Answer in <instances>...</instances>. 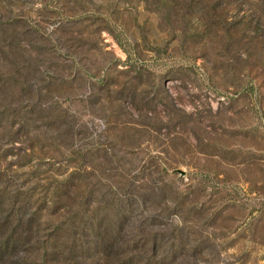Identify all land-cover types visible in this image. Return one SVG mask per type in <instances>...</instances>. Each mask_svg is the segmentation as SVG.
Segmentation results:
<instances>
[{"label":"rangeland","instance_id":"obj_1","mask_svg":"<svg viewBox=\"0 0 264 264\" xmlns=\"http://www.w3.org/2000/svg\"><path fill=\"white\" fill-rule=\"evenodd\" d=\"M0 20V40L23 38L50 74H76L53 101L87 126L83 149L53 144L56 160L0 159V264H38L39 249L47 264H264V0H0ZM122 122L143 125L140 141ZM44 177L61 185L55 200L81 192L96 223L63 218ZM136 186L149 231L132 228Z\"/></svg>","mask_w":264,"mask_h":264},{"label":"trees","instance_id":"obj_2","mask_svg":"<svg viewBox=\"0 0 264 264\" xmlns=\"http://www.w3.org/2000/svg\"><path fill=\"white\" fill-rule=\"evenodd\" d=\"M4 22L0 20V26L3 25ZM15 24H18L17 20L6 23L5 25ZM31 37L36 40L35 36ZM5 39L6 38L3 37V40L2 38L0 40V153L2 152L0 159H5L8 155H16L15 160L17 162V160L20 159V153L24 152L28 157H32L33 160L37 159V155L41 158V161L56 160L54 157L56 151L53 150V144L60 143L65 146L69 145L70 140L73 147H75L77 143V147H80L79 150L83 149V147L78 144L84 138L81 133L85 132L84 127L87 128V126L80 118L73 117L72 119H67L66 117H68V115L66 111L61 109L57 99L53 101V96H56V92L65 90V86L69 82L75 80L76 74L65 76L62 68H60L61 73L55 72L50 74V70L46 69L47 67L45 64L50 62L51 58H47L46 54L19 50L17 47L25 43L23 38H13L9 42ZM31 43L32 39L27 42L28 45ZM5 46H9L10 48L5 49ZM96 86H98V91L103 93L102 90H106L107 93H110V89L105 86V82L96 83ZM99 103V100L94 101L92 99L89 105L94 107ZM42 112L47 114L41 117L40 114ZM40 122L41 124L39 125ZM41 127L45 128V130H42ZM62 127H65L63 132L60 130ZM121 128L122 130L132 131L134 134L132 139L135 141H140L143 135L141 134L142 131H140L143 125L139 123L122 122ZM39 143L44 144L47 148V150H45L43 146L39 147L40 151L44 154H36L35 145H39ZM105 155L107 158L111 157V154L107 152ZM48 172L49 171L46 173ZM44 179L51 182V186L49 188L46 187L48 191L51 192V194L48 193L51 197L48 201L53 204L58 202L63 203L62 207L64 210L61 216H63V218H68V221L71 223L73 222V225L85 232L92 218L88 216V212L85 210L86 206L82 211V199H84L82 193L74 191L76 196H80L74 198L70 194H66L61 196L59 200H55L53 198L54 193L52 189L58 192V188H61V185H55L50 181L49 177H44ZM52 184L55 185V187L52 186ZM65 187L68 188V186ZM71 188L73 189L74 187ZM137 189L146 199H144L142 203H137L136 205L133 202H129L133 198L124 200L125 202L121 203L118 213L116 214V220L110 224L118 231H121L124 226H128L131 224V221H133V214H135L134 205L137 210L140 209L141 213L137 214L140 216V220L134 222L132 228L137 227L140 228V231H149L155 225L154 216H151L149 213V215L146 214L152 205L146 197L147 189L145 186H136V191ZM71 192L70 190V193ZM138 195H140V193H138ZM134 196H136V194H134ZM76 207H79V209H75ZM13 209L14 220H16L17 223L22 222L24 219L22 215L23 207L20 206L17 208L15 206ZM32 215L33 213L27 216L28 224L34 221ZM5 220L6 218L0 221L4 222ZM92 220V224L94 225L97 218ZM39 233L38 229L31 230L29 242L41 240L43 237L40 238V236H38ZM16 235L17 234H15V236ZM80 239H83L82 242H84L86 234L85 236L82 235ZM46 241L44 240L43 242ZM147 249L148 251H156V242H153L150 247L147 246ZM38 251H40V249ZM38 251H36L34 258L32 260L30 259L29 262L27 261V263H31V261L32 263L37 261L38 264L48 263L47 254ZM10 256H8V259ZM3 262L5 263V261H2V263ZM23 262L24 260L17 259L12 264H21Z\"/></svg>","mask_w":264,"mask_h":264}]
</instances>
